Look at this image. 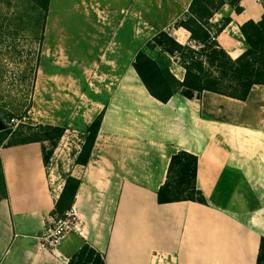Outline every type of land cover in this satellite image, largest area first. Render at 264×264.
Returning a JSON list of instances; mask_svg holds the SVG:
<instances>
[{"label": "crops", "instance_id": "0c3cea01", "mask_svg": "<svg viewBox=\"0 0 264 264\" xmlns=\"http://www.w3.org/2000/svg\"><path fill=\"white\" fill-rule=\"evenodd\" d=\"M240 6L237 14L226 4L212 19L230 17L217 42L233 59L247 48L239 27L264 13L254 0ZM172 35L189 41L183 28L173 27ZM132 64L100 110L89 162L71 167L81 181L72 207L82 224L56 248L39 249L37 238L65 180L53 185L39 142L0 148L7 192L0 200V264H67L84 243L106 264H256L264 237L263 85L245 100L204 91L199 99L175 93L164 103L150 95ZM183 76L182 68L175 77ZM81 144L80 138L74 158ZM181 150L198 158L196 186L205 203L159 204L170 158Z\"/></svg>", "mask_w": 264, "mask_h": 264}, {"label": "rangeland", "instance_id": "374dc122", "mask_svg": "<svg viewBox=\"0 0 264 264\" xmlns=\"http://www.w3.org/2000/svg\"><path fill=\"white\" fill-rule=\"evenodd\" d=\"M27 1L0 0L2 28L9 18L3 15L5 8L29 12ZM254 1L264 9V0ZM187 3L50 0L42 39L30 35L27 28L20 29L17 37H6L1 30L0 148L40 139L49 154L46 168L53 185L65 180L86 121L101 112L124 67L139 50L173 74L182 72L176 58L146 44L162 29L173 34ZM47 126L64 128L62 136L57 138Z\"/></svg>", "mask_w": 264, "mask_h": 264}, {"label": "trees", "instance_id": "16d2710c", "mask_svg": "<svg viewBox=\"0 0 264 264\" xmlns=\"http://www.w3.org/2000/svg\"><path fill=\"white\" fill-rule=\"evenodd\" d=\"M241 0H191L187 13L173 27L189 32L192 45L181 44L167 31L160 30L146 44L152 50H159L177 59L184 69V76L179 80L169 67H161L144 50H139L133 61V68L138 77L154 98L167 102L175 93H181L189 99H199L204 91H210L240 100H245L255 85H264V13L259 21L248 20L240 27V33L247 46L245 51L233 59L217 42L218 34L230 23L229 16L213 23L214 15L226 4L237 13L242 12ZM29 12L24 9L9 10V15L0 25L1 33L17 37L20 29H28L29 34L42 39L50 0H28ZM12 24L15 27L12 28ZM25 27V28H24ZM103 110L90 122L82 136L81 149L75 158V164L85 166L89 162L92 149L100 128ZM56 132L57 138L64 128L47 126ZM2 133V132H1ZM6 133V132H5ZM44 140H51L46 138ZM39 142L29 140L6 146ZM55 143H52V147ZM43 160L46 164L49 154H45L42 145ZM197 156L186 151L172 154L164 183L157 192L159 204L177 201H195L205 203V198L196 186ZM80 179L68 175L51 212L53 218L62 217L74 204L80 186ZM7 197L4 175L0 163V200ZM67 264H106L100 252L84 243ZM256 264H264V237L259 243Z\"/></svg>", "mask_w": 264, "mask_h": 264}, {"label": "built area", "instance_id": "2783aa9c", "mask_svg": "<svg viewBox=\"0 0 264 264\" xmlns=\"http://www.w3.org/2000/svg\"><path fill=\"white\" fill-rule=\"evenodd\" d=\"M189 45L193 46V43L189 41ZM262 87L264 88V85ZM81 224L82 221L73 207L62 217L52 218L47 223L42 235L37 238L38 248H56L69 232H79Z\"/></svg>", "mask_w": 264, "mask_h": 264}, {"label": "bare ground", "instance_id": "6f19581e", "mask_svg": "<svg viewBox=\"0 0 264 264\" xmlns=\"http://www.w3.org/2000/svg\"><path fill=\"white\" fill-rule=\"evenodd\" d=\"M174 34H175V36H177L178 37V40H180L181 41V38L177 35V33H176V31L174 32Z\"/></svg>", "mask_w": 264, "mask_h": 264}]
</instances>
